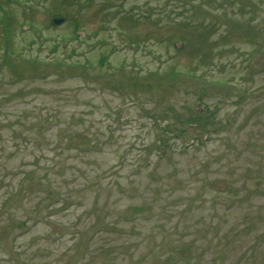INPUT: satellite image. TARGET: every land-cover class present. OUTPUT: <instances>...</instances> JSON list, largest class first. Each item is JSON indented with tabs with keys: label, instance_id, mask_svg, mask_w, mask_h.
Returning a JSON list of instances; mask_svg holds the SVG:
<instances>
[{
	"label": "rangeland",
	"instance_id": "rangeland-1",
	"mask_svg": "<svg viewBox=\"0 0 264 264\" xmlns=\"http://www.w3.org/2000/svg\"><path fill=\"white\" fill-rule=\"evenodd\" d=\"M0 264H264V0H0Z\"/></svg>",
	"mask_w": 264,
	"mask_h": 264
},
{
	"label": "water",
	"instance_id": "water-1",
	"mask_svg": "<svg viewBox=\"0 0 264 264\" xmlns=\"http://www.w3.org/2000/svg\"><path fill=\"white\" fill-rule=\"evenodd\" d=\"M66 19L60 15H55L51 18L50 25L56 26L62 24Z\"/></svg>",
	"mask_w": 264,
	"mask_h": 264
},
{
	"label": "trees",
	"instance_id": "trees-1",
	"mask_svg": "<svg viewBox=\"0 0 264 264\" xmlns=\"http://www.w3.org/2000/svg\"><path fill=\"white\" fill-rule=\"evenodd\" d=\"M179 41V40H176ZM103 61L100 62V65H102ZM170 77H174L173 75H169ZM198 119L193 120V122H197ZM192 125V124H191ZM64 203H67V200H63Z\"/></svg>",
	"mask_w": 264,
	"mask_h": 264
}]
</instances>
